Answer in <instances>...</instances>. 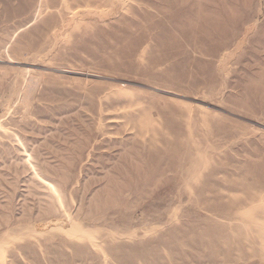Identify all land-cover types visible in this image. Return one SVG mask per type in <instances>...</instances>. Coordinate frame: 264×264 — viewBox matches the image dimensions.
<instances>
[{
  "label": "rangeland",
  "instance_id": "obj_1",
  "mask_svg": "<svg viewBox=\"0 0 264 264\" xmlns=\"http://www.w3.org/2000/svg\"><path fill=\"white\" fill-rule=\"evenodd\" d=\"M0 264H264V0H0Z\"/></svg>",
  "mask_w": 264,
  "mask_h": 264
}]
</instances>
